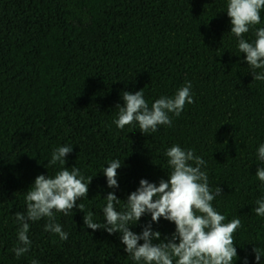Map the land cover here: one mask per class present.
I'll use <instances>...</instances> for the list:
<instances>
[{
  "label": "trees",
  "instance_id": "trees-1",
  "mask_svg": "<svg viewBox=\"0 0 264 264\" xmlns=\"http://www.w3.org/2000/svg\"><path fill=\"white\" fill-rule=\"evenodd\" d=\"M226 10L227 0H0V264H135L119 233L86 228L83 217L92 212L104 222L109 192L122 211L141 179L167 180L165 153L173 145L204 159L210 189H222L212 205L225 223L240 219L233 264H256L253 248L264 254V217L254 212L264 199L255 176L264 166L257 152L264 82L253 81ZM260 16L243 36L248 42L264 27V9ZM186 82L194 102L179 117L170 114L171 127L143 135L113 123L123 92L143 89L151 107ZM60 146L73 147L65 167L79 168L85 182L93 177L76 202L85 213L55 214L66 241L44 231L47 218L31 222L30 250L16 258L15 214L26 213L37 176L61 170L47 166ZM115 159L123 165L111 189L102 171ZM149 223L146 214L130 230L140 234ZM152 230L170 238L175 225L161 218Z\"/></svg>",
  "mask_w": 264,
  "mask_h": 264
},
{
  "label": "clouds",
  "instance_id": "clouds-1",
  "mask_svg": "<svg viewBox=\"0 0 264 264\" xmlns=\"http://www.w3.org/2000/svg\"><path fill=\"white\" fill-rule=\"evenodd\" d=\"M262 9L264 0H227L230 34L238 40V50L246 57L253 81L260 82H264V27L256 29L253 42H248L243 36L260 24ZM191 87V82H186L173 97L162 96L151 107L144 99L143 89L135 94L125 91L121 94L123 105L116 106L118 118L113 123L120 130L125 126H138L143 135L155 133L159 126L171 127L173 121L170 114L179 117L185 105L194 102ZM72 150L71 146L54 149L47 166L59 164L61 170L54 177L37 176L26 192V213L15 214L20 225L17 230L18 244L12 249L16 258L30 250L28 232L31 222L47 218L44 231L66 241L68 233L55 223V214L67 216L74 208L84 212L83 203L77 205L76 202L87 197L88 185L93 177H88L85 182L79 168L65 167L66 157ZM257 152L259 160L264 162V144ZM165 155L170 169L167 180L162 179L157 186L141 179L136 191L127 197L122 211H117L115 207L121 200L109 192L105 198L106 206L102 209L104 222H94L93 213L84 212V227L93 231L103 230L109 235L119 233L124 251L135 264H233L237 259L234 234L241 221L233 218L225 223L226 217L214 209L212 202L222 195V189L218 186L215 192L210 189L208 174L202 171L206 162L193 150H184L179 145L168 148ZM122 165L119 159H115L103 169L108 188L119 187L117 170ZM255 176L264 185V166L257 169ZM256 204L255 214L264 217V199L257 200ZM146 214L151 216V223L140 234L131 231V226L137 225ZM161 218L175 225V232L170 238L161 239V233L152 230V224L159 223ZM140 241L143 243L140 244ZM253 252L256 264H259L264 254L257 247L253 248ZM32 264L39 262L33 260Z\"/></svg>",
  "mask_w": 264,
  "mask_h": 264
}]
</instances>
